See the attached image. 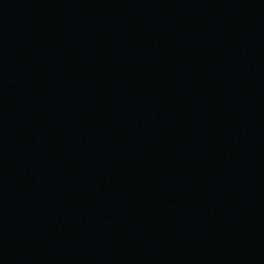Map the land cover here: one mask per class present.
Masks as SVG:
<instances>
[{"label": "water", "instance_id": "obj_1", "mask_svg": "<svg viewBox=\"0 0 264 264\" xmlns=\"http://www.w3.org/2000/svg\"><path fill=\"white\" fill-rule=\"evenodd\" d=\"M0 264H264V0H0Z\"/></svg>", "mask_w": 264, "mask_h": 264}]
</instances>
